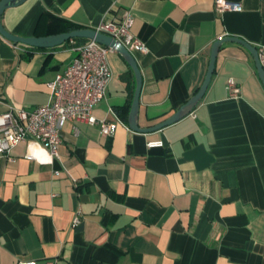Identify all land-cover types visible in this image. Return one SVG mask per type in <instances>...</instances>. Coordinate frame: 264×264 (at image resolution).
I'll return each mask as SVG.
<instances>
[{
	"label": "crops",
	"instance_id": "crops-1",
	"mask_svg": "<svg viewBox=\"0 0 264 264\" xmlns=\"http://www.w3.org/2000/svg\"><path fill=\"white\" fill-rule=\"evenodd\" d=\"M230 1L241 9L217 13L213 0H26L5 9L1 23L17 36H47L129 10L131 32L146 45L130 52L142 76L138 125L149 127L196 93L214 41L264 45V0ZM73 39L39 48L0 34V113L47 103V82L71 62ZM107 61L112 78L92 113L118 120L111 136L67 122L52 161L45 151L41 161L25 158L27 142L11 151L14 161L0 158V264H264V87L250 52L223 43L193 111L147 133L127 123L132 70L116 51ZM228 79L240 87L235 98Z\"/></svg>",
	"mask_w": 264,
	"mask_h": 264
},
{
	"label": "built area",
	"instance_id": "built-area-1",
	"mask_svg": "<svg viewBox=\"0 0 264 264\" xmlns=\"http://www.w3.org/2000/svg\"><path fill=\"white\" fill-rule=\"evenodd\" d=\"M217 13L239 11L241 3L230 0H213ZM133 16L125 10L118 20L101 21L94 28L118 42L129 51H146L142 39L131 32ZM74 56L71 62L47 82L49 98L47 103L33 109L10 108L0 113V158L14 161L11 151L21 142H27L25 158L41 161L37 153L45 151L50 160L58 157L61 143L60 132L67 122L83 121L98 124L103 135L111 136L118 120L108 122L97 120L93 108L106 96L107 86L112 78L107 56L112 48L94 40L76 44L71 40ZM258 59L264 69V45L257 47ZM226 89L229 97L235 98L240 87L233 79H228ZM75 131H77L74 128ZM162 141H149L148 147L162 146ZM59 174V172H55ZM81 223V213H74L71 227ZM16 264H56L49 258L42 262L36 260H18Z\"/></svg>",
	"mask_w": 264,
	"mask_h": 264
},
{
	"label": "water",
	"instance_id": "water-1",
	"mask_svg": "<svg viewBox=\"0 0 264 264\" xmlns=\"http://www.w3.org/2000/svg\"><path fill=\"white\" fill-rule=\"evenodd\" d=\"M24 1L26 0H0V34L4 38H6L7 40L11 41L14 44L22 43L28 46L39 47V48H51V47L59 46L65 41L69 39H73V38H84L88 40H94L100 44H103L105 46L112 48L128 64V66L132 70L134 77H135V89H134L133 98L131 101L130 110H129L128 117H127L128 126L133 131L142 132V133L153 132L169 124H172L180 120L181 118L185 117L186 115L190 114L195 108V106L199 103L201 98L203 97L209 85L210 79L214 71L217 53H218L220 46L223 43L235 42V43L242 45L250 52L255 62L257 74L264 87V69L262 68L259 62L256 47L247 43L241 38H238L235 36H224V37L217 39L212 44L207 72H206V75L204 77L202 84L200 85L196 93L192 95V97H190L183 105H181L170 117L166 118L165 120L155 125H152L149 127H140L138 125V106H139V95H140V90L142 86V76H141L140 70L138 68L136 60L134 56L132 55V53L117 40L101 32H97L91 28H79V29H74L69 32H62V33H57V34H52V35H47V36L21 37V36L14 35L4 28V26L1 23V17L5 9L13 7V6H17L23 3Z\"/></svg>",
	"mask_w": 264,
	"mask_h": 264
},
{
	"label": "trees",
	"instance_id": "trees-1",
	"mask_svg": "<svg viewBox=\"0 0 264 264\" xmlns=\"http://www.w3.org/2000/svg\"><path fill=\"white\" fill-rule=\"evenodd\" d=\"M41 17H42V15L40 16L39 21L42 19ZM74 29H79V27H77L75 25H72L70 23H64V25L58 30V32H56L54 34L62 33V32H69V31H72ZM73 40L84 41L86 39H84V38H74ZM114 111L122 118H126L127 117L128 111H127V109L125 107L116 106V107H114Z\"/></svg>",
	"mask_w": 264,
	"mask_h": 264
}]
</instances>
